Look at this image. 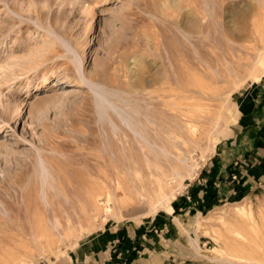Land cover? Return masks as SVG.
<instances>
[{"label":"rangeland","instance_id":"1","mask_svg":"<svg viewBox=\"0 0 264 264\" xmlns=\"http://www.w3.org/2000/svg\"><path fill=\"white\" fill-rule=\"evenodd\" d=\"M262 130L264 0H0V264H264Z\"/></svg>","mask_w":264,"mask_h":264},{"label":"bare ground","instance_id":"2","mask_svg":"<svg viewBox=\"0 0 264 264\" xmlns=\"http://www.w3.org/2000/svg\"><path fill=\"white\" fill-rule=\"evenodd\" d=\"M198 3V2H197ZM38 14H39V11H38ZM198 24V23H197ZM197 24H195V25H193L192 26V29H196V27H197ZM50 51L51 52H57V50H56V48H51L50 49ZM198 63V62H197ZM193 66H195V65H193ZM196 68V67H195ZM71 69V68H70ZM70 69H69V67H66L65 68V70H66V73H67V75L68 76H73L74 74H72V72L71 73H69V71H70ZM181 72V71H180ZM74 73V72H73ZM173 74H175V73H173ZM97 76V77H96ZM175 76V75H174ZM181 76V75H180ZM99 78V79H101V80H103V78H104V76H103V73L101 72V73H96V74H93V75H89V78ZM258 78V77H257ZM46 79H47V77H44V78H42V83L44 82V81H46ZM173 79H175V78H173ZM78 81V80H77ZM110 81H113V79H110ZM174 81H176V80H174ZM80 83V82H79ZM168 82H165L164 84H167ZM172 84V83H171ZM146 85V84H145ZM170 85V84H169ZM150 86V85H149ZM159 86V85H158ZM162 86V85H161ZM163 87V86H162ZM165 87H167V86H165ZM165 87L163 88V91H162V94L163 93H167V94H170V93H168L169 91L171 92V89L169 90V88L167 89H165ZM150 88V87H149ZM157 88V87H156ZM161 88V87H160ZM189 89V88H188ZM161 90V89H160ZM173 90L176 92V93H178L179 94V96H180V94L181 93H183V87H182V84L180 83V82H178L177 84H176V86L173 88ZM160 94V93H159ZM164 95V94H163ZM182 95V94H181ZM178 96V97H179ZM148 99V98H147ZM179 99H181L180 97H179ZM139 100V99H138ZM144 101V100H143ZM157 101V100H156ZM149 102H151L150 100H149ZM153 103H154V101H152ZM162 102V101H161ZM137 103H139V102H137ZM155 104V103H154ZM153 104V105H154ZM168 104V103H167ZM135 105V104H134ZM152 105V106H153ZM161 105V104H160ZM146 107V106H145ZM143 108V107H142ZM153 108V107H152ZM150 106L148 107H146L144 110H142V111H144L145 112V110L147 111V113H146V115L148 114H152L153 112V109H152ZM180 108V107H179ZM8 109H9V106L7 105L6 107H5V112L6 111H8ZM139 109V108H138ZM184 109H186V108H184ZM136 110V109H135ZM136 111H139V110H136ZM134 115H135V113H134ZM142 115V114H141ZM147 115V116H148ZM192 115V114H191ZM137 116V115H136ZM144 115H142V117H143ZM146 116V117H147ZM150 116V115H149ZM138 117V116H137ZM145 117V118H146ZM150 117H153V116H150ZM185 117V116H184ZM134 118H135V116H134ZM133 118V119H134ZM187 118V117H186ZM136 119V118H135ZM144 119V118H143ZM148 119V118H147ZM188 119V118H187ZM192 119V118H191ZM190 119V120H191ZM152 121L151 122H153V119H151ZM138 121H140V120H138ZM148 121V120H147ZM147 121L144 123V122H142L143 123V129L145 130L144 132H146L145 134H147L146 135V140H147V142L148 141H150V139H149V126H148V124H147ZM134 122H136V121H134L133 120V123L132 124H135ZM150 121H148V123H151ZM137 123V122H136ZM155 124V123H154ZM162 125V124H161ZM165 125V124H164ZM152 126V125H151ZM154 127V126H153ZM160 127V126H159ZM134 128V127H133ZM140 128V127H139ZM155 128V127H154ZM135 130H136V128H134ZM133 129V130H134ZM151 129V128H150ZM157 129H158V127H157ZM134 130V131H135ZM154 130V129H153ZM140 131V130H139ZM152 131V130H151ZM141 132H143V131H141ZM153 132V131H152ZM158 132V131H157ZM156 132V133H157ZM167 132V131H166ZM123 133L125 134L124 136L125 137H128V139H127V142L129 143V144H127V146L128 145H132L133 147H134V149H137V150H139V152H141L142 153V155H143V160H144V162H145V168H146V170L145 171H147L148 169H147V167L149 166V164H150V162L152 161V157H153V155H151V150L149 149V142L148 143H142V144H136V139H134L133 137V135L131 134V132H129V131H127V130H123ZM122 133V134H123ZM135 133V132H134ZM144 134V133H143ZM152 137V136H151ZM138 138V137H137ZM143 138H144V136H143ZM139 139V138H138ZM160 139V138H159ZM118 140H120L121 141V143H119V148L122 150V152H123V149H124V147H125V145H126V141H123V139L121 140V138H119L118 137ZM17 142H18V140H17ZM141 142V141H140ZM139 142V143H140ZM143 142V141H142ZM145 142V141H144ZM160 143V142H159ZM163 143V142H162ZM177 144V143H176ZM138 145V146H137ZM151 147V146H150ZM126 148V147H125ZM128 148V147H127ZM127 148H126V151H127ZM163 148V150H165L164 149V147H161L160 149H162ZM168 149V148H167ZM119 150V149H118ZM166 151V150H165ZM165 151H163V153L165 154L166 152ZM119 153H120V151H119ZM163 155V154H162ZM121 156V155H120ZM156 156H158V155H156ZM167 156V155H166ZM162 157V156H161ZM158 158V157H157ZM153 159H154V157H153ZM160 159H164L163 157L162 158H160ZM167 159V158H166ZM104 160V159H103ZM126 161V160H125ZM127 161H129V159L127 160ZM126 161V162H127ZM124 163V162H123ZM143 163V162H142ZM128 166V165H127ZM141 171H142V169H141ZM110 172H111V170H110ZM148 172V171H147ZM151 172V171H150ZM97 173H98V176H105V171L102 169V167L101 168H98L97 169ZM115 173V172H114ZM148 174V173H147ZM19 196H20V194H19ZM19 198V197H18ZM23 198V197H22ZM94 199H96V198H94ZM23 201V200H22ZM107 203H108V200L106 201ZM22 203V202H21ZM1 204H2V202H1ZM4 204V203H3ZM2 204V207H0V233H2V232H4L8 227H10V228H13L12 230H15L16 229V233H17V235H18V237L20 238L22 235H23V231H22V227H21V217H22V215H23V213L21 212V209H20V207H18L17 206V208L16 209H14L13 208V210L14 211H12V208L11 207H9V208H11V209H8V211H7V209H6V207H5V204L3 205ZM21 206V205H20ZM23 208V207H22ZM38 209V208H37ZM35 211H37V210H35ZM6 212V213H5ZM33 212V211H32ZM34 213V212H33ZM12 217V218H14L15 219V223L16 224H11V221H10V217ZM6 217H8V219H5ZM22 224H23V222H22ZM9 235V234H8ZM0 238H3V237H1L0 236ZM4 239V238H3Z\"/></svg>","mask_w":264,"mask_h":264},{"label":"crops","instance_id":"3","mask_svg":"<svg viewBox=\"0 0 264 264\" xmlns=\"http://www.w3.org/2000/svg\"><path fill=\"white\" fill-rule=\"evenodd\" d=\"M253 112L254 111H249L248 113H246L243 120H242L243 121L242 123L244 124L243 129L246 128V130H244L243 134H246V136H250V131L253 128L257 127L258 122H259L257 119V116L255 114H253ZM249 116H251V118H249ZM259 132H260V130H259ZM262 132L264 133V130H262ZM256 148L258 149L259 147H256ZM106 239H109V238H106ZM113 245H116V244H113ZM109 255H110L109 257L110 258L112 257L111 259L114 260V263L110 261L111 259L109 260L111 262V264H118V248H114L113 251H111L109 253ZM91 264H107V263L101 262L100 260H95Z\"/></svg>","mask_w":264,"mask_h":264}]
</instances>
